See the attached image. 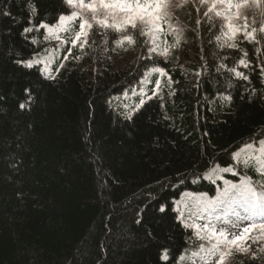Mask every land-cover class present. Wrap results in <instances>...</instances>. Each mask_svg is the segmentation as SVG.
I'll return each mask as SVG.
<instances>
[{
    "label": "trees",
    "instance_id": "16d2710c",
    "mask_svg": "<svg viewBox=\"0 0 264 264\" xmlns=\"http://www.w3.org/2000/svg\"><path fill=\"white\" fill-rule=\"evenodd\" d=\"M99 3L0 0V264H206L218 220L264 203V11ZM250 229L228 264H264Z\"/></svg>",
    "mask_w": 264,
    "mask_h": 264
},
{
    "label": "rangeland",
    "instance_id": "374dc122",
    "mask_svg": "<svg viewBox=\"0 0 264 264\" xmlns=\"http://www.w3.org/2000/svg\"><path fill=\"white\" fill-rule=\"evenodd\" d=\"M152 0H140L141 3L150 2ZM129 3L134 4L135 0H128ZM229 4H243L245 7L236 8L229 7ZM181 7V8H180ZM187 16L192 10H194L198 16H204L211 22L218 21L221 16L237 17L238 21H241L244 25H252L259 21L261 17V10L264 9V0H259V4L254 3L253 0H166L165 10L169 14L172 20V24H178L177 20H180L178 16V9ZM211 9V11H209ZM219 13V15H217ZM206 15V16H205ZM202 17V18H204ZM206 19V20H207ZM139 26L142 25L140 22ZM133 57L132 53L126 54L123 58L112 59L113 63L122 66L128 63ZM236 219L228 221L224 226L225 236L223 239V246L219 248V255L216 256L213 253H206V256H210L211 260L209 264H220V257H224V264H228L231 257V253L237 254L240 258H245L254 255L262 246V241L257 238L239 239L236 245L230 243L232 239H237V234L240 231V224L234 230L231 229V225ZM228 253V255H224Z\"/></svg>",
    "mask_w": 264,
    "mask_h": 264
},
{
    "label": "snow or ice",
    "instance_id": "6c2138e0",
    "mask_svg": "<svg viewBox=\"0 0 264 264\" xmlns=\"http://www.w3.org/2000/svg\"><path fill=\"white\" fill-rule=\"evenodd\" d=\"M254 3H257V5L259 4V0H253ZM163 3V0H154V3L152 4H146V5H141L140 0H135V3H129L128 0H113V2L111 3H105V0H100L99 3V7L103 8V9H107L110 11V13L112 15H115V12L113 10H118L121 13H125V12H132L135 11L136 9H142V8H151V7H155L157 9L161 8ZM246 5L243 4H236V5H232L229 4V7H236V8H241V7H245ZM86 7L88 8H92V5H86ZM209 11H211V9H209ZM217 15H219V13H217ZM141 20H143V17H139ZM129 19H131V17H129ZM103 23V22H100ZM106 27H115V25H105ZM91 25L89 24V22L87 20H85L82 24H80V36H84L85 35V28H90ZM132 28H137V25L135 23L131 24ZM27 31V29H26ZM261 32H264V28H262L260 30ZM79 36L77 37V40H79ZM129 40H131V37H128ZM153 51H155V49H153ZM71 53H69L70 55ZM243 63V62H242ZM153 72L156 73H161V75H163L164 73L161 72L160 68H154ZM171 79V77H169ZM160 83H156L155 84V90L157 92V94H159V90H160ZM154 97H149V99H152ZM143 106V101L141 102V107ZM225 195H227V193H225ZM233 215H235L238 219L237 221H234L231 225V229L230 230H234L238 227V222L240 219L239 214L238 213H233ZM260 228L264 229V223L260 224ZM251 229L247 226L242 228V232L241 235L239 237H237V239H232L230 241L231 244L236 245L238 243L239 239H243L244 238V234H248L250 233ZM220 236L224 237L225 236V231H220ZM224 255H228V253H224ZM220 264H224V257L221 256L220 257Z\"/></svg>",
    "mask_w": 264,
    "mask_h": 264
}]
</instances>
